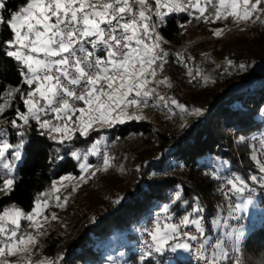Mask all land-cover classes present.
I'll use <instances>...</instances> for the list:
<instances>
[{
    "label": "snow or ice",
    "instance_id": "6c2138e0",
    "mask_svg": "<svg viewBox=\"0 0 264 264\" xmlns=\"http://www.w3.org/2000/svg\"><path fill=\"white\" fill-rule=\"evenodd\" d=\"M8 2L0 0V26L11 33V38L3 42L5 55L21 65L23 83L29 86L26 92L10 87L3 94L4 97L19 94L27 109L24 112L16 109L17 119L23 121L22 125L17 123V119H12L10 123L13 128L21 129L29 125L30 120H35L40 129L60 133L63 137L60 143L70 138V125L86 135L96 122L112 124L116 121L122 123L121 117L125 116L140 118L127 113V108L131 106L147 107L151 99H166L157 94L155 88L148 87L150 83L171 87L168 77L157 79V71L163 72L169 55L161 48L163 38L156 31L157 21L163 23L166 15L161 9L187 12L205 23L227 20L228 17H232L236 24L250 19L253 23H264V7H258L264 5V0H25L15 10L8 7ZM212 34L219 37L223 29H213ZM176 55L179 62L184 61L183 52ZM228 63L232 64V61ZM239 68L244 70L245 65L241 64ZM188 74L193 75L191 70ZM171 103L177 104V101L172 99ZM7 106L8 100L5 99L0 104V115ZM41 113L50 118L41 119ZM53 120L58 123H53ZM6 122L0 120V165L8 170L7 176L10 177L14 161L21 157L24 140L12 145L4 139L6 130L2 125ZM18 134L21 137L25 135L23 131ZM44 134L42 131L41 135ZM261 145L264 147V139ZM95 148L94 144L88 151L92 152ZM9 149L13 150L11 161L5 155ZM72 155L80 159L78 151ZM252 159L262 175H252L250 179L264 186V160H257L255 152ZM109 161V155L104 153V170L110 166ZM13 183L12 178H5L0 185V193L10 190ZM228 183L237 193L248 189L239 176ZM175 199H180L179 192ZM251 202V199L245 200L231 210L243 209ZM164 211H168L167 206ZM202 211L199 205L193 209L195 213ZM33 213L40 214L37 208L25 213L15 205L0 211V264H57V261H49L48 258H32L34 249L39 245L37 235H43L40 231L43 226L35 221ZM191 215H185L180 225H195L197 234L180 232V225L176 224L165 225L162 230L157 228L150 233L154 244L147 245L141 259L151 257L153 252L164 251L165 246L172 252L178 249L192 251L191 242H197L195 254L204 264H219L226 259L228 253L223 248V241L215 243L213 247L216 251L210 257L206 255L208 241L202 218L190 219ZM21 219L32 222L29 227H34L37 235L24 230ZM52 219H56L55 214ZM179 236L186 239L169 245V240H176ZM12 257L15 259H9Z\"/></svg>",
    "mask_w": 264,
    "mask_h": 264
},
{
    "label": "trees",
    "instance_id": "16d2710c",
    "mask_svg": "<svg viewBox=\"0 0 264 264\" xmlns=\"http://www.w3.org/2000/svg\"><path fill=\"white\" fill-rule=\"evenodd\" d=\"M24 2L25 0H9L8 7L15 10ZM181 25L185 27L182 28ZM219 25V23L197 21L193 16L178 18L170 15L160 29L166 38L179 44L178 34L182 31L193 30L207 36L211 35L212 30ZM10 38V31L0 26V104L3 103L5 91L10 87L18 88L22 78L21 65L5 55L3 42ZM203 46L198 44L188 50L187 64L191 63L188 57L199 61L198 53ZM227 57L243 58L245 69L236 79L222 86H207L201 92H197V94L207 93L205 104L209 112L196 120L178 140L159 134L157 136L159 159L141 162L139 176L133 184L134 192L123 199L112 213L106 216L98 215L95 221L83 222L78 228L74 227V234L58 256L57 264H103L105 258L102 248L109 239L124 233L136 239L140 223L134 231H130L131 225L140 218L143 219L151 209V205L157 200H164L167 192L177 185L182 187L180 203L185 204L189 210L193 211L199 205L200 208L205 207L210 213H214L217 206L215 183L203 174L205 164L199 163L206 150L212 158L216 157L220 161L227 162L228 170L232 173L251 183L250 177L256 174V170L249 158L247 140L251 133L257 134L264 129V87L254 92L256 94L247 96L244 94L243 84L252 77L260 79L264 76L262 73L264 67L258 66L254 56L246 50H233ZM185 72L186 68L179 70L170 61L160 75L162 78L165 76L171 78ZM173 97L176 99V94ZM20 109L23 111V108ZM11 112V110L7 111L5 115ZM150 127L148 123L128 122L124 125L92 130L85 137L75 135L64 143L54 141L46 133L41 135L43 130L35 120H30L29 125H25L19 131L7 130L6 138L10 144L15 145L21 139L24 140L21 150L23 158L11 177L14 180L12 188L0 193V211L15 205L25 213L32 212L35 198L50 193L57 180L64 176H79L81 158L57 161L66 149L78 147L83 152H87L102 135L116 136L121 141L129 135L138 133L147 135ZM20 131L25 133L23 137L17 134ZM241 137L244 139L241 140ZM169 150L171 153H168ZM12 151L11 149L6 153V157L10 160H12ZM170 157L184 167L185 180L179 177L153 178V173L167 165ZM2 184L0 177V185ZM259 204H264V201ZM244 225L249 232L242 245L243 264H264V211L257 213L255 220L251 223L247 221ZM59 242L60 240L56 238L48 241L44 254L51 258ZM131 260L133 264H139L135 256L131 257ZM163 261L162 257L158 264H164ZM179 264L189 263L180 261Z\"/></svg>",
    "mask_w": 264,
    "mask_h": 264
},
{
    "label": "built area",
    "instance_id": "2783aa9c",
    "mask_svg": "<svg viewBox=\"0 0 264 264\" xmlns=\"http://www.w3.org/2000/svg\"><path fill=\"white\" fill-rule=\"evenodd\" d=\"M152 2V0H150ZM242 6V5H241ZM258 7H264V5H260ZM162 11H167V9H161ZM170 15L177 16L181 18L183 16L191 17L187 12H169ZM258 14V13H257ZM207 15V13H206ZM153 20H156V17L153 16ZM203 22V20H197ZM220 20H213L211 23H219ZM262 23L257 21L249 24H242L238 26H233L231 28L223 29V34L219 37L211 35H202L200 33L192 35L190 31H182L178 34V38L180 39L179 44H175L168 38H166L159 26H157L156 31L163 38L160 42L161 48L169 53L166 58L167 64L172 61L174 66H176L179 70L187 67L186 57L188 54V50L193 46L198 44H203L204 46L198 53V60L191 59L190 68L192 72V76L189 79V87L184 88L179 80L176 77L169 78L171 82V87H168L167 84H155L150 83L148 85L149 88H155L156 93L160 96L166 97L164 101H158L156 99L149 100V106L144 107H136L133 106V109L137 112H144L148 116L152 118L160 119L163 122L162 126L154 125L150 128V131L147 135L151 136L153 142L157 141V136L162 134L170 139L178 140L183 134L194 125L195 120L189 122L187 124H182V110L178 107V104H172L171 100L174 99V94L180 90L190 92H201L207 86V82H211V85L214 87H219L224 85L225 83L236 79L240 73L241 69L239 65L244 64L245 61L243 58H228L226 57L224 60H218L216 55L218 51L221 49V44L223 42L230 41L233 37L240 36L243 33L254 30L259 27ZM220 29V28H219ZM159 51V49L157 50ZM183 52L184 61L179 62L177 58V53ZM229 54V52H226ZM206 54V55H205ZM232 61V64H229L228 61ZM159 63V61H158ZM163 69V70H164ZM160 71H157V79H163L160 75ZM194 77V78H193ZM207 77V79H205ZM251 84L247 85V88L250 87ZM22 91H27L29 86L23 83V78H21L20 86L18 87ZM23 108L25 106L23 104V100L21 99L19 94H15L10 101L9 107L2 114V119L7 121L8 119H17L16 109ZM12 111L10 114L5 115L7 111ZM21 111V109H20ZM202 115H206L209 111L207 109ZM50 118V116H44L41 113V119ZM19 120V119H17ZM21 121V120H20ZM23 124V121H21ZM54 123V120H53ZM6 125L5 123L3 124ZM7 126V125H6ZM143 133H138V139H145L147 136ZM264 139V129L260 133L254 134L250 136L247 140L248 148H249V158L256 170V176L262 175L259 172L258 165L256 161L252 159L253 152H255L257 160H264V147L261 145V140ZM118 138L116 136L113 137H100L97 139L95 145V151L92 152H83L82 149L75 147L71 149H66L62 155L57 159V161L63 159H76L73 157L72 153L78 151L80 153V158L83 159L86 165V169L84 174L88 177H92L93 173L95 174L97 169L103 167V155L107 153L112 159V151L117 142ZM98 142V143H97ZM168 153H171L169 150ZM6 155V154H5ZM111 161H109L110 163ZM203 174L207 175L210 179L214 180L216 187V196H217V206L214 213H210L207 208L202 207L203 211L200 213H195L189 210L185 204L180 203V199L182 196V187L180 185L175 186L170 189L164 200H157L153 203L151 209L147 212V214L143 217L142 222L139 227V231L137 234V238L135 241L129 245H127L121 256L118 259L117 264H133L131 257L135 256L139 259V264H144L145 262H150L151 264H158L159 261L164 258V264H167L170 260L176 259L178 261H184L189 264H204V261L197 257L195 254V247L197 242L193 243L192 251H183L177 250L176 252H172L171 250H164L160 253L153 252L151 257L145 256L141 259L143 253L147 250L148 244H154L152 240V233L155 229H163L165 225H180L181 219L192 213L190 219H201L203 227L205 229V237L207 238L206 245V255L211 256L214 249L215 243L218 241H223V248L228 253V257L223 261H220L219 264H241L242 261V245L243 240L245 238L244 230L247 219L245 214H241L238 210L232 211V208H235L236 204L243 200H254L258 203L264 201V186H261L260 183L254 182L251 180V183L245 181L248 185V189H246L243 193H237L232 189V186L228 183L229 180H234L238 175L232 173L228 168L224 171H219L217 167L211 165H204ZM184 167L182 165H178L173 157L168 158V163L162 169L157 170L153 173V178L156 179H164V178H173L179 177L185 180L184 175ZM0 177L3 183L5 178H11L7 176V172L0 165ZM240 177V176H239ZM238 183V182H237ZM239 186V185H238ZM180 193V199L176 200V193ZM49 194H41L35 198V204H49L51 202ZM167 206L168 211L165 212L164 208ZM231 206V208H230ZM7 208H11L8 206ZM17 208V207H16ZM257 215V213H255ZM8 227H13L12 225H7ZM180 232H188L190 234H197L195 225L189 224L187 226L180 225ZM74 231H72L69 236L60 241L56 246L55 253L51 256L50 261H57L58 256L62 252L65 244L72 238ZM238 238V239H237ZM186 237L179 236L176 240H169V245L172 243L183 242ZM167 246H165L166 248ZM44 246L38 245L34 249L33 260H39L44 255ZM9 259H15L14 257Z\"/></svg>",
    "mask_w": 264,
    "mask_h": 264
},
{
    "label": "rangeland",
    "instance_id": "374dc122",
    "mask_svg": "<svg viewBox=\"0 0 264 264\" xmlns=\"http://www.w3.org/2000/svg\"><path fill=\"white\" fill-rule=\"evenodd\" d=\"M163 12H165L166 15L163 18V23H159L157 21L159 27H162L166 19L170 16L169 12ZM250 22L251 19L236 24L234 23L232 17H228L227 20L220 19V25L218 28L226 29L242 24H249ZM188 31H190L192 35L197 34L193 30ZM233 50H246L250 52L254 56L256 64L258 66L264 67V24H261L256 29L243 33L240 36L233 37L230 41L223 42L221 44V49L216 55V58L218 60H224L228 56L226 52H231ZM200 61L201 60H199V62ZM185 68L186 72L176 78L179 80L180 84L187 89V87H189V79L191 77L188 73L191 68L189 64H187V67ZM253 78L254 81L252 82ZM262 82H264V76H262L260 79L259 77H252L250 80L243 84V86H245L244 94L247 96H252V93L257 92L261 90L262 87H264V84H262ZM248 84L251 85L247 88ZM207 86L211 87V82L208 81ZM175 94L177 97L175 99L177 101V104L184 106L183 108H180L182 110L183 115L182 124H187L194 120L196 121L201 116H203L202 114L205 112L204 110L207 109V106L205 104V100L207 99L206 92L202 94H197V92H190L189 90H180ZM5 99L8 100V106L6 107L7 109L10 105L12 97H4L3 103L5 102ZM196 109H200V111L197 112L195 111ZM24 111H27V109L25 108ZM126 111L128 114L139 116L140 118L130 119L125 116L121 117V119L123 120L122 123L116 121L112 124L96 122L92 125L91 128L88 129L87 134L92 130L113 127L116 125H124L128 122L148 123L149 125H151V127L154 125H163V122L160 119L152 118L144 112H137L133 109V106L127 108ZM115 115L116 114L114 113L113 118L115 117ZM1 119L2 115H0V120ZM7 121L8 122L5 123L7 126L2 125V127L6 131L20 130L12 127L10 123L11 119H8ZM17 123L22 125L20 120H17ZM54 123L58 122L54 120ZM42 130L48 136L54 137V139H52L56 142H59L63 138L60 133H48L46 129ZM254 133H251V135ZM75 135L81 137L86 136L82 135L81 131L78 128H74V126L70 125V138L64 139V142L70 141ZM148 136L149 135H147L145 139H138L136 134L129 135L126 139L121 141H119L118 139L112 151V159L109 163L110 166L107 168V170H104L103 167L100 168V170L96 171L91 178L84 174L86 165L83 159H80V175L77 177L64 176L62 178L66 179L61 178L57 180L54 183L52 191L50 193H47L50 195L49 200H51V202L49 204L39 203V207L38 203L35 204L34 208H37V211L40 214L36 215V213H33V215L35 221L39 222V224L43 226L40 229L43 235H37L36 229L34 227H29V224L32 222H29L27 220L21 219V227L26 231L32 232L33 235H37L39 245H43L46 250V247L48 246V241H53V239L55 238L59 239L60 241H63L69 236L74 227L78 228L83 222H93L96 220V216L98 215L106 216L107 214L115 211L117 209L118 204L134 192L133 184L139 176L138 172L141 166V162L151 160L156 161L159 159L160 155L157 150L159 143L158 141L153 142L152 137L149 136V138ZM102 137L106 136L102 135ZM3 138L7 139L6 135ZM10 150L11 149H9V151ZM22 158L23 153L21 152L20 159L14 161V166L12 168L10 177L13 176L17 167L21 164ZM7 160L11 161L10 158H7ZM199 163L217 167L219 171H224L229 167L227 162L220 161L216 157L212 158L209 154V151L207 150L206 153L200 158ZM82 165L84 167H81ZM5 171L7 172L8 170L5 169ZM117 201L119 202L117 203ZM244 201L245 200L239 202V204H243ZM251 201L252 202L248 204L245 208L238 210L239 213L245 214L247 221L250 223L255 220L257 216H255V213H260L264 211V204H259L257 201L254 200ZM152 206L153 205H151V207ZM53 214H55L56 219H52ZM45 217H47V219H45ZM141 222L142 219L140 218L134 225H131L130 231H134L135 227H137L139 223L141 224ZM248 232L249 231L246 228L244 230V235L247 236ZM134 241L135 239L129 237L128 235H125V233L122 235L112 236L109 239L108 243L105 244L102 248V252L105 258V262L103 264H117L118 259L121 256L124 248L127 245L133 243ZM165 249L170 250L168 246ZM43 258H48V260L50 261V257L48 255L44 254L41 259ZM135 258L139 260L137 257ZM179 263L180 261L173 259L170 260L167 264ZM241 264H243L242 261Z\"/></svg>",
    "mask_w": 264,
    "mask_h": 264
},
{
    "label": "water",
    "instance_id": "95a60500",
    "mask_svg": "<svg viewBox=\"0 0 264 264\" xmlns=\"http://www.w3.org/2000/svg\"><path fill=\"white\" fill-rule=\"evenodd\" d=\"M254 81V78L252 79V82Z\"/></svg>",
    "mask_w": 264,
    "mask_h": 264
}]
</instances>
